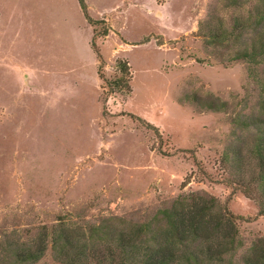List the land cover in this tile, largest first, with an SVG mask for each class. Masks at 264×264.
I'll list each match as a JSON object with an SVG mask.
<instances>
[{"label":"rangeland","instance_id":"374dc122","mask_svg":"<svg viewBox=\"0 0 264 264\" xmlns=\"http://www.w3.org/2000/svg\"><path fill=\"white\" fill-rule=\"evenodd\" d=\"M84 1L94 25L78 0H0V232L25 235L59 217L143 222L196 192L244 217V247L264 237V215L224 182L220 159L250 135L235 115L264 119L260 87L246 62L224 65L207 52L198 30L211 12L229 20L232 8ZM104 29L97 52L92 36ZM119 60L130 68L128 93L108 92L99 78V67L114 78ZM209 96L228 110L201 107ZM41 263L52 264L50 251Z\"/></svg>","mask_w":264,"mask_h":264},{"label":"trees","instance_id":"16d2710c","mask_svg":"<svg viewBox=\"0 0 264 264\" xmlns=\"http://www.w3.org/2000/svg\"><path fill=\"white\" fill-rule=\"evenodd\" d=\"M78 3L87 22L94 25L85 1ZM221 4L233 12L229 20L211 12L199 22L203 45L224 65L246 62L264 101V0H222ZM102 35L107 29L92 36L93 49L95 38ZM117 69L118 74L107 79L99 67L102 88L128 93L129 65L119 60ZM200 106L228 110L226 102L212 96L201 100ZM231 120L250 135L224 148L220 158L227 170L224 182L255 201L257 215H264V119L235 115ZM241 219L215 196L181 193L143 222L111 216L99 223L79 224L59 217L25 235L0 232V264H39L48 251L52 264H264V237L244 247L238 228Z\"/></svg>","mask_w":264,"mask_h":264}]
</instances>
